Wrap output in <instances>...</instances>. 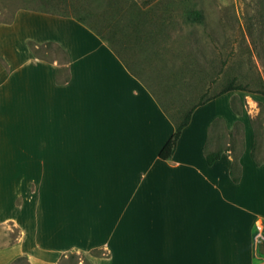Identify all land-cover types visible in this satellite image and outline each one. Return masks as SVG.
<instances>
[{
  "label": "crops",
  "instance_id": "0c3cea01",
  "mask_svg": "<svg viewBox=\"0 0 264 264\" xmlns=\"http://www.w3.org/2000/svg\"><path fill=\"white\" fill-rule=\"evenodd\" d=\"M18 16L36 18L29 27L44 32L26 41L53 42L65 56L8 62L0 77V135L22 143L0 157L9 195L0 221L24 228L6 247L17 246L12 259L59 264L53 257L61 252L104 249L92 264H264V167L248 183L245 168L233 179L227 152L224 174L208 164L197 115L203 105L163 159L175 121L135 70L136 40L106 39L54 12ZM27 199L37 200L42 223L31 248Z\"/></svg>",
  "mask_w": 264,
  "mask_h": 264
},
{
  "label": "rangeland",
  "instance_id": "374dc122",
  "mask_svg": "<svg viewBox=\"0 0 264 264\" xmlns=\"http://www.w3.org/2000/svg\"><path fill=\"white\" fill-rule=\"evenodd\" d=\"M194 9L202 16L191 15ZM22 10L78 17L106 39L116 35L136 40L141 61L135 70L174 121L203 94L219 92L231 79L241 83L244 88L229 90L200 106L199 132L206 156L222 148L235 163V176L245 168L248 183L256 182L255 173L264 167V0H0V77L8 62L35 55L49 60L65 56L53 42L37 47L36 42L26 41V35L40 37L44 32L29 27L36 18L19 19ZM5 114L0 111L2 132ZM21 146L0 135V157ZM223 153L213 167L224 174L229 160ZM3 161L0 158V171ZM3 177L0 174V216L9 213ZM36 201L25 200L24 221L31 234L26 246L30 248L42 228ZM18 211L13 210L16 215ZM23 229L19 223L0 221V264H30L26 255L12 259L10 253L17 246L6 249L18 242ZM105 252L71 249L53 258L59 264H92L94 256Z\"/></svg>",
  "mask_w": 264,
  "mask_h": 264
},
{
  "label": "trees",
  "instance_id": "16d2710c",
  "mask_svg": "<svg viewBox=\"0 0 264 264\" xmlns=\"http://www.w3.org/2000/svg\"><path fill=\"white\" fill-rule=\"evenodd\" d=\"M191 15H194V17H200L202 16V13L199 10H191ZM80 19V18H79ZM242 89L244 88V86L241 83H236L234 79H231L226 85L223 86V88L214 94H203L195 103H193L187 110L185 113H183V117L180 120L175 121V130L172 133V135L169 137V139L166 141V143L163 145V147L160 149L159 152V156L163 159H169L173 156L177 145H178V141L183 133V130L186 126H188V124L190 123L191 119H192V113L195 111V109L200 106L203 105L205 103H207L208 101L212 100L213 98L229 91L232 89ZM223 149L222 148H218L216 150L210 151L207 156V162L209 165H212L216 160L220 159ZM234 167H235V163L233 162L231 164V170L230 173L233 177V179L235 181L239 180V176H235L234 174ZM95 255V254H94ZM72 256V255H70Z\"/></svg>",
  "mask_w": 264,
  "mask_h": 264
}]
</instances>
